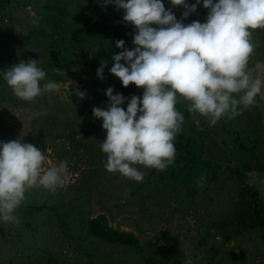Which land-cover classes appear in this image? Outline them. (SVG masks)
<instances>
[{
	"label": "rangeland",
	"instance_id": "obj_1",
	"mask_svg": "<svg viewBox=\"0 0 264 264\" xmlns=\"http://www.w3.org/2000/svg\"><path fill=\"white\" fill-rule=\"evenodd\" d=\"M77 1L4 2L3 30L13 27L29 38L11 49L8 61L0 58V73L19 60L37 59L46 80L71 81L72 93L61 89L25 101L0 82V92L8 100L0 97V140L32 143L44 152L46 167L68 162L63 186L55 191L28 189L14 213L18 221L0 222V264H154L150 257L161 264H264V224L255 221L237 191L240 184H248L264 201V90L255 105L213 126L189 112L181 99L176 107L185 119L174 140L173 163L163 171L137 165L145 172L140 182L108 172L100 148L105 138L102 118L91 111L107 108L108 98L92 82L87 65L78 64L75 75L74 69L56 70L49 60L65 64L86 58L101 43L116 47L118 39L125 47L132 43L134 29L130 22V28H120L124 10L112 3L82 0L85 6ZM164 6L183 23L204 22L207 15L202 5L187 18L179 8ZM43 41L47 48L56 41L59 51L67 53L43 50ZM251 42L248 69L264 78V30H252ZM76 89L85 95L80 98ZM241 153L243 163L237 156ZM182 155L190 162L184 158L180 163ZM191 161L197 162L195 167L189 166ZM250 198L247 191L244 199ZM56 212L64 214L66 224ZM99 213L111 227L132 233L139 248L113 245L89 234L87 219Z\"/></svg>",
	"mask_w": 264,
	"mask_h": 264
},
{
	"label": "clouds",
	"instance_id": "obj_2",
	"mask_svg": "<svg viewBox=\"0 0 264 264\" xmlns=\"http://www.w3.org/2000/svg\"><path fill=\"white\" fill-rule=\"evenodd\" d=\"M100 2L123 9V20L135 29L132 47H124L123 39L115 41L121 50L112 54L108 71L122 86L131 82L143 89L140 96L125 97L108 86L104 89L107 108L91 109L94 117L102 118L105 138L100 148L108 172L140 182L145 172L137 165L163 171L172 164L174 140L185 119L176 107L181 99L188 103L189 112L206 118L210 126L256 104L264 78L253 75L248 61L254 49L252 30H264V0H169L184 8L182 18L196 12L197 5L207 9L204 22L190 23L165 8L163 0ZM105 63L96 69L100 79ZM0 78L25 101L45 92L67 91L71 84L46 80L37 59L19 60ZM76 91L80 98L85 95ZM125 100L126 106L121 107ZM45 164L44 152L32 143H22L20 138L0 140V222L18 221L14 213L28 189L55 191L63 186L68 162Z\"/></svg>",
	"mask_w": 264,
	"mask_h": 264
},
{
	"label": "trees",
	"instance_id": "obj_3",
	"mask_svg": "<svg viewBox=\"0 0 264 264\" xmlns=\"http://www.w3.org/2000/svg\"><path fill=\"white\" fill-rule=\"evenodd\" d=\"M5 1L6 0H0V26H1V28H0V58L2 59V61H6L7 59H9L8 54L11 52V49L13 47H15L17 44H20L21 40L29 38L27 35L17 32L15 30V28H13V27L7 28V30H3L1 21L4 18L2 16V12H3V7H4ZM36 1L37 0H35V2ZM78 2H79V5L83 4L82 0H78L77 3ZM163 3L168 7H169V5H171L169 3V0H163ZM188 3H193V1L188 0ZM79 5L78 6L76 5V7H75V9L77 11H80ZM83 5H85V3ZM109 5H110V3H109ZM172 7L175 9L179 8L180 9L179 13L184 11V8L182 6H173L172 5ZM111 20H114V17H112ZM105 24H109V22L106 20ZM7 26H9V25L7 24ZM121 27L122 28L123 27L130 28V25L128 23L126 24V22L123 21L120 24V28ZM131 27H132V29H134V27L132 25H131ZM107 28L108 27H105V29H107ZM109 29H111V28H109ZM131 31L133 32V30H131ZM134 31H135V29H134ZM32 32L34 33L36 31H32ZM105 33H107V32L105 31ZM109 34H110V30L108 32V35ZM33 38L34 37H32V39ZM125 47H128V48L132 47V43H130L129 45H127ZM50 48L51 49L54 48V50L56 52H58L59 54L60 53L61 54L67 53L66 51H62V52L59 51L56 41L49 42L48 48L46 47L45 41H43V50L45 49V51H46ZM120 50L121 49L113 47V46H107L106 47L101 43L94 51H91L90 55L86 58H82V59L81 58L80 59L72 58V59H69L65 64L60 63L59 60H57V61L56 60H49V61L52 63L53 66H55L56 70H64V69L65 70H72V69H74L73 71L75 72V75H77V73H78L77 69L79 67H76L78 64L87 65L90 68L89 74H90V78H91L92 82L95 83L96 85H98L103 91L108 86H112L114 92L119 91L125 97H130V95H132V94L140 96L142 94V90H143L142 86L138 88L131 82L126 87L122 86L119 78L115 77L113 74L109 73V71H108V69L111 67V64H112V60H111L112 54L115 52H118ZM104 61H106L105 67H104L103 73H102L104 78L100 79L96 76V69H97V67H99L100 63L104 62ZM121 63H123V60H121ZM53 74L57 75L58 78H61L60 77L61 75L59 73H53ZM3 81L4 80L2 78H0V82H3ZM70 92L71 91H68V93H70ZM0 97L5 98L2 100L8 101L7 98L2 95V92H0ZM72 99L74 100V98H72ZM76 100H77V96H76ZM126 104H127V100H125L123 102L121 107H125ZM247 145H250V142H247L246 146ZM238 155H240L239 161L241 163H243L244 162L243 154L242 153L237 154V156ZM184 158H186V160L188 162H190L188 160V158H190V157H188V155H182L178 159V161L180 163H182V162L185 163L186 160H184ZM191 162L192 163L189 166L195 167L197 162L196 161H191ZM189 166L185 167V165H184L182 167L188 168ZM233 173H235L236 175H239L238 174L239 169H234ZM186 178L190 180V178L188 176H186ZM186 178H184V179H186ZM185 184H186V182H185ZM237 185H238V182H237ZM235 186H236V184H235ZM239 187L240 188L237 189L238 194L240 195V197L238 199H240V200L243 199V201L248 204L249 208L253 211V212H251V214H254V216L256 218L255 221L257 220L260 223L264 224V201L261 202V199L257 198V196H256L257 191L254 190L250 185L240 184ZM247 191L250 192L252 198L244 199ZM53 211L55 212L56 210L54 209ZM56 213H57V216L60 219V221L63 222L64 224H66L67 219L64 218V214H62L61 212L60 213L56 212ZM1 231H2V228L0 227V232ZM87 232L89 234H91L92 236H95V237H97V238H99V239H101L107 243L113 244V245H125V246L133 247L135 249L139 248L138 240L132 233L126 232V231H120L118 229L111 227L108 224L107 218L105 217V215L103 213L96 214L95 216L87 219ZM50 256L51 257H48L46 259L48 262H50L52 260V255H50ZM149 260L154 262V264H156V263L161 264V262L159 260H157L153 257H150Z\"/></svg>",
	"mask_w": 264,
	"mask_h": 264
}]
</instances>
